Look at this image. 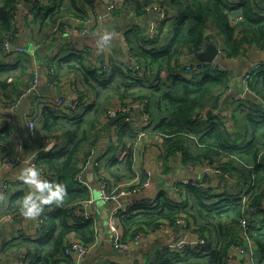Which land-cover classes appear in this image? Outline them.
<instances>
[{"label": "trees", "instance_id": "1", "mask_svg": "<svg viewBox=\"0 0 264 264\" xmlns=\"http://www.w3.org/2000/svg\"><path fill=\"white\" fill-rule=\"evenodd\" d=\"M20 1L0 0L1 43L14 41L18 34L15 10ZM167 2L178 14L171 20L168 42L161 40L160 34L159 38H150L138 25L124 34L136 59L133 65L139 66L140 75L135 76L124 67L130 62L118 59H112L110 69L103 72L88 63L86 51L73 49L67 55H58L57 68L59 72H81L87 87L83 94H90L92 103L81 101L70 115L66 107L50 102L39 113L34 98H28L32 103L28 117L35 121L36 129L33 135L24 138L40 145L35 166L44 171V179L65 183L67 195L62 203L44 206L43 237L34 241L35 255L27 264H60L67 260L65 248L70 236L87 245L96 241L95 219L76 214L78 206L92 200V191L85 179L79 182L75 176L81 169V154H86L88 161L101 139L96 132L97 125L116 98L119 102L127 98L150 102L148 109L150 105L149 111L155 115L147 128L163 141L165 166L179 153L184 165L217 163L220 187L225 184V193L219 194L180 183L177 198L162 190L152 201L144 200L120 209L117 215L123 238L152 232L163 225L180 230L177 222L185 219L194 232L199 231L206 237L207 243L200 249L159 250L149 264H229L233 248L245 244L241 221L247 218L253 224L251 235L258 254L257 264H264V65L251 76L249 88L253 95L236 104L235 130L228 131L218 118L205 120L199 116L206 108L215 106L213 100L219 92L232 86L233 73L223 65L207 66L197 72L181 68L179 64L187 52H198L204 44L217 42L215 37L209 38L213 29L223 36L219 44L226 55L224 59H236L252 48H263L264 3L261 0ZM37 17L45 27H55L59 12L51 8L47 14ZM12 76L11 69H4L0 64V90H9ZM19 100L22 97L14 103ZM122 115L115 140L105 123L99 129L106 128L111 137L107 152L98 159L99 165H95V173L108 188L135 177L132 150L122 162L116 154L137 137L132 123L125 121L129 114ZM52 139L59 140L58 144L51 150H43L45 143ZM18 143L19 137L12 125L4 124L0 128V157ZM24 196L20 193L14 197L9 213L21 215L19 208ZM253 207H258V211L253 212Z\"/></svg>", "mask_w": 264, "mask_h": 264}, {"label": "crops", "instance_id": "2", "mask_svg": "<svg viewBox=\"0 0 264 264\" xmlns=\"http://www.w3.org/2000/svg\"><path fill=\"white\" fill-rule=\"evenodd\" d=\"M167 1L126 0L114 14L108 12L109 0H21L18 3L15 10L18 34L13 41L14 50L4 55L0 41V64L4 69H11L13 75L9 79V90H0V128L6 123H10L19 137L18 145L6 151L10 153L13 164L0 163V184L6 181L9 185L5 194L0 196V218L6 214H12L9 213V209L14 197L20 193L26 195L30 191H35L19 177L21 169L30 166L27 160L37 153L40 145L27 141V138H24L26 134L23 138L20 137L17 112L12 108L15 99L18 100L24 95L34 73L37 71L40 73L41 83L38 89L26 99L34 98L33 100L36 102L34 106L38 107L40 113L50 102L52 105L59 106L56 100L59 97L65 98L69 105L59 107H66L68 114L73 115L78 108H73L71 103L79 96L84 95L85 80L81 72L72 73L66 70L59 72L56 61L58 55H67L73 49L84 50L88 54V63L102 69L103 72L110 69L112 59L129 63L131 62L132 51L124 34L134 26H141L150 38H159L160 34L161 40L165 42L170 40L171 20L178 14H176V9ZM261 1L264 3V0ZM26 3H29V8L25 6ZM157 7H162L165 13L161 23L159 19L161 12L156 9ZM51 8L59 12L58 27H45L42 19H37V15H45ZM150 11L154 12L153 15L150 14ZM78 27L89 28V33L84 34L85 40L82 42L76 40L78 36L82 35L76 33L75 30ZM212 37L217 40L214 44L221 47L219 43H221L223 36L213 29L209 32V38ZM18 48H24L25 52L17 53L16 49ZM195 58L191 52H187L179 60L180 67L186 69V66L196 64ZM49 62L53 63L57 71V81L52 87L49 86L47 80ZM221 64L233 73L232 92L227 90L219 92L213 100L215 106L206 108L203 115H205V120L223 119L232 126L230 130H227L234 131L233 117L237 111L236 104L239 103L234 99L236 96H242L244 99L253 95L248 90L250 89V80L247 81L244 74L256 64L264 65V47L252 48L236 59H222ZM137 84L139 83L137 82ZM89 95H84L82 102L92 103V98ZM118 100V98L115 99L116 102L111 105L106 115L101 117L97 125L98 130L96 132L101 139L92 149L91 157L87 161V155L82 153L79 160V166L85 174V183L89 185L92 191V200L80 206L85 207L89 216L95 219L97 231L101 235L98 246L85 258L82 264H149L157 251L178 247L181 241L180 230L163 225L164 228L148 232L130 249H116L110 222L114 212L118 209L125 210L141 201L155 199L162 190H168L172 193L174 187L178 186L182 179L199 182L205 190L215 191L219 194L225 193V184L220 187V172L217 171V163L212 164L205 161L198 166L184 165L181 153H179L177 157L172 159L171 163H167L165 166L162 159L163 141L156 133L151 132L148 128H146L147 130L144 129L146 126L145 117H149L153 121L155 115L149 111L150 105L148 109L150 102L127 98L124 101L130 102L134 106L131 119L127 122L132 123L135 132H137V137L133 141H128L126 148L117 150L116 154L119 161L122 162L128 156L120 160L123 152L128 151L129 154L132 150L134 173L140 176L143 184L131 193L120 196L117 200L105 201L102 198L103 183L100 177L94 170L93 180H90L88 168L96 152L99 150L102 152L100 159L108 150L111 141L109 133L112 134L114 126L111 127L105 123L110 128L109 133L106 128L104 131L99 129L103 127L109 111L119 103ZM31 105L30 102L28 114L31 112ZM210 111H212L211 116H209ZM37 127L40 130V126ZM141 131H146V135L140 136ZM52 141H55L56 144L59 142V140L52 139L47 141L44 147ZM25 142L26 145L24 146ZM100 164L103 167L104 161L101 160ZM189 165L193 167L189 168ZM206 174L208 175L207 183H203L202 180ZM127 180L131 179L126 178L114 188ZM114 188L109 187L111 190ZM41 214L36 218L28 219L22 215L13 214L15 217L12 220L0 223V264H19L21 261L23 264H27L33 260L35 255L34 241L43 237L42 227L39 226L38 222ZM244 247L246 251L238 246L233 248L232 264H257L259 259L257 250L254 248V241L250 247L254 252V261L251 260L249 246L245 243Z\"/></svg>", "mask_w": 264, "mask_h": 264}, {"label": "built area", "instance_id": "3", "mask_svg": "<svg viewBox=\"0 0 264 264\" xmlns=\"http://www.w3.org/2000/svg\"><path fill=\"white\" fill-rule=\"evenodd\" d=\"M30 1H34V0H30ZM126 0H109L108 3V12L110 14H114L116 12V10L125 2ZM158 11L161 12V16H160V23L161 21L164 19V15L165 13L162 10V7H157L156 8ZM76 33L78 34H88L89 33V28L87 27H82V28H77ZM13 41L11 40H5L2 43V50H3V54L7 55L9 53L12 52L11 47L13 46ZM208 45L204 44L199 50L198 52H193L191 53V55L193 57H197L201 52L205 51ZM219 48V55L222 57V59L225 58V53L223 52V50L221 49L220 46H218ZM17 53H24L25 49L24 48H18L16 49ZM136 62V59L133 55V53H131V62L129 64L125 65V68L130 70L132 72V74H134L135 76L140 75V68L139 66H135L133 65V62ZM198 66L195 67H191V66H186L187 70H193V71H202L203 69H205L207 66H213V67H217V66H221V61H213L212 63H196ZM207 64V65H206ZM263 65L262 64H256L253 66V68L249 71H247L244 74V77L247 81H249L251 79V76L256 73ZM48 84L49 86H54L56 84L57 81V71L55 66L53 65V63L49 62L48 65ZM41 83V75L40 73L37 71L34 73V76L27 88V90L25 91L24 95L22 96V99H26L27 97H29L30 95H32L40 86ZM249 92L252 93V91L250 89H248ZM228 92H232V88H228L227 89ZM253 94V93H252ZM235 101H241L242 100V96H236ZM22 100H19L17 102H15L12 105L13 110H17L20 103ZM82 101V97H78L76 100H74L71 103V106L73 108H78L80 102ZM57 104L59 106H63V105H69V103L67 102V100L65 98L59 97L56 100ZM133 108L134 106L127 101H122L119 102L117 104L116 107L112 108L108 115L106 116V119L104 120V123H108L109 120L117 118L118 116H121L123 113L125 114H129V118L125 119V121L127 122L128 120L131 119V114L133 112ZM34 112V110L32 111ZM202 112L200 114L199 117H205V115H203ZM123 116V115H122ZM145 121H146V126H145V130H147V126L149 124H151L152 120L149 117H145ZM223 122V126L225 127V129L230 130L232 128V126L225 122L223 119H220ZM27 123H28V132L26 133L27 135H33L35 129H36V123L35 121L27 116ZM117 125H115L113 127V131H112V136L114 138V140L116 139L117 136ZM146 135V131H141L140 136H144ZM24 135L20 134V137L23 138ZM56 145L55 141H52L49 145H46L43 150H51L54 146ZM128 155V151H124L120 160L124 159V157H126ZM35 159H36V154L32 155L28 160L27 163L32 166H35ZM0 163L2 164H7V165H11L13 164V160L10 156L9 152H5L4 154L1 155L0 157ZM95 165H99L98 162L95 163ZM193 166L189 165V168H192ZM41 174H42V179H44V171L40 170ZM218 171V170H217ZM75 179L78 180L79 182H84L85 179V174L84 171L80 169V171L76 174ZM180 183L182 184H191L197 187H202V185L199 182L196 181H192L189 179H182L180 180ZM143 183L141 182L140 176L138 174L135 175L134 178H132L131 180H127L126 182H124L123 184L119 185L118 187L114 188V189H109L107 187V185L105 183L102 184V198L109 202V201H113V200H117L120 198V196L126 195L131 193L132 191L136 190L138 188V186H141ZM9 185L8 182L4 181L0 184V196L4 195L5 192L7 191ZM180 193V188L179 186H175L173 191H172V195L177 198L179 196ZM246 198V197H244ZM153 200V199H152ZM151 200V201H152ZM263 203V201H262ZM258 207H253L252 211L253 212H257L258 211ZM120 209L116 210L114 212L113 217L111 218V222H110V228L113 234V243L114 246L116 247V249L121 250V249H130L132 245H134L135 243H138L141 239H143L147 233L145 232H141L139 234H137L136 236L129 238V239H124L123 238V230H122V226L119 223V217H118V212ZM76 214L78 216L81 217H87L90 218L88 212L86 211L85 207L83 206H79L78 209L76 210ZM15 216L13 214H6L4 215L2 218H0V223L7 221V220H12ZM39 222V226L43 227L44 225V221L43 219L39 218L38 220ZM179 228H180V232H181V241L179 242L178 247L181 249H184L186 247H191L193 249L195 248H202L206 243H207V239L206 237L199 231H193V229L191 227H189L187 221L185 219H180L177 222ZM252 223L246 218L244 220L241 221V226H242V234L244 236L245 239V243L249 246V248L251 247V244L253 242L252 240V235L254 232L251 230L252 227ZM166 226V225H165ZM165 226H161L160 228H164ZM101 235L100 232L97 231L96 234V241L93 242L92 244H84L82 243L79 239L75 238V237H71L68 240V243L66 245L65 248V255L67 257V260L61 262L60 264H82V262L85 260V258L90 255L93 250L98 246L99 241H100ZM189 238V240H188ZM238 247H240L243 251H246V248L240 245H237ZM250 254H251V260L254 261V252L251 250L250 248ZM230 258V262L229 264H231L232 261V255L229 257ZM19 264H23V262L21 261ZM130 264H135V263H130Z\"/></svg>", "mask_w": 264, "mask_h": 264}, {"label": "clouds", "instance_id": "4", "mask_svg": "<svg viewBox=\"0 0 264 264\" xmlns=\"http://www.w3.org/2000/svg\"><path fill=\"white\" fill-rule=\"evenodd\" d=\"M19 178L35 189L27 193L20 202L19 212L26 219L40 216L46 204L62 203L67 195L65 183L42 179L41 171L34 165L21 169Z\"/></svg>", "mask_w": 264, "mask_h": 264}, {"label": "water", "instance_id": "5", "mask_svg": "<svg viewBox=\"0 0 264 264\" xmlns=\"http://www.w3.org/2000/svg\"><path fill=\"white\" fill-rule=\"evenodd\" d=\"M29 3H26L25 6L29 8ZM153 11H150V14L153 15ZM77 41L82 42L85 40V36L84 35H80L76 38ZM11 50H14V46L11 47ZM222 61V57L219 55V48L216 44L211 43L207 46L206 50L201 52L195 59L194 61L196 63H212L213 61ZM260 103H262V100H259ZM30 102L28 99H23L18 107V109L16 110L17 112V119H18V128H19V132L21 135H25L28 132V123H27V115H28V106H29ZM212 115V111H210L209 116ZM123 118V116H118L117 118L111 119L108 121V125L113 127L115 126L121 119ZM102 155V152L99 150L98 152H96V154L93 156L92 158V163L88 168V172L89 174V179L93 180L94 177V170H95V163L98 162L99 157ZM207 178L208 175L206 174L205 178H203L202 182L203 183H207ZM189 240V238H188Z\"/></svg>", "mask_w": 264, "mask_h": 264}]
</instances>
